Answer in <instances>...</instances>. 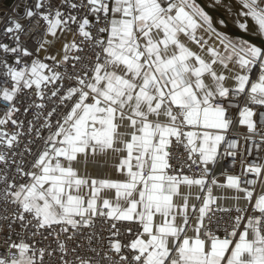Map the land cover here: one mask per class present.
I'll return each instance as SVG.
<instances>
[{"label":"snow or ice","instance_id":"snow-or-ice-1","mask_svg":"<svg viewBox=\"0 0 264 264\" xmlns=\"http://www.w3.org/2000/svg\"><path fill=\"white\" fill-rule=\"evenodd\" d=\"M226 4L35 0L8 18L0 264H264V0L234 17L259 46L220 30ZM224 145L243 159L221 182Z\"/></svg>","mask_w":264,"mask_h":264},{"label":"built area","instance_id":"built-area-1","mask_svg":"<svg viewBox=\"0 0 264 264\" xmlns=\"http://www.w3.org/2000/svg\"><path fill=\"white\" fill-rule=\"evenodd\" d=\"M35 0H14L13 3L7 4L6 2L2 1L0 3V41L5 43H11L10 40H7L3 36V29L5 27V24L10 17H15L18 14L23 15L24 13V5L25 4H32ZM35 25V21H32L30 24L27 25V27L31 28ZM23 99V97H22ZM0 114H2V110H0ZM243 133V128L241 129V134ZM227 145H224L221 148V157H219V164L217 166H213V173L215 177L220 180L221 182L225 181V174H241L242 166H241V160L243 157H237L234 161L232 157H228L226 155H223L224 148H226ZM241 152H243V145H241ZM255 155V153H254ZM247 162H251V160H248ZM198 171V170H197ZM214 188V192H215ZM214 194V193H213ZM222 207H227L225 205H221Z\"/></svg>","mask_w":264,"mask_h":264},{"label":"water","instance_id":"water-1","mask_svg":"<svg viewBox=\"0 0 264 264\" xmlns=\"http://www.w3.org/2000/svg\"><path fill=\"white\" fill-rule=\"evenodd\" d=\"M2 1H3V0H0V3H1ZM235 1H236V0H235ZM196 2H197L198 4H200L201 6H209V7H210V6L212 5V3H213V0H209V1H205V0H196ZM239 5H240V1L237 0V1H236V7H235V8H233V7L230 5L229 2L226 4V7L232 8L233 11L238 12V11H240V10L242 11V9L239 7ZM218 15H220L221 17H223V18H225V19L227 20V24H226V25H223V27H222V25L220 26V30H222V31H223L225 28L227 29V35L232 36V37H236V38H241V39H243V40L248 41L249 43H255V44H257V46H259L260 43L262 42V41H261V38L258 37L257 35H255V33H247V32L242 31V30H240V29H235V28L233 27V25L228 21L227 16H226V14H225V9H224V8H221V9L219 10Z\"/></svg>","mask_w":264,"mask_h":264},{"label":"crops","instance_id":"crops-1","mask_svg":"<svg viewBox=\"0 0 264 264\" xmlns=\"http://www.w3.org/2000/svg\"><path fill=\"white\" fill-rule=\"evenodd\" d=\"M236 1H235V3H236ZM238 1H240V0H238ZM229 37H231L232 39H234L236 41H241L242 40L240 38H236V37H232V36H229ZM57 50H58V46L56 48H53L50 52L45 53V55H55V54H57ZM236 194L237 193H235V191L232 190V189L216 188L215 192H214V195L219 197L220 205H225V206H229L228 202L232 201V197L235 196ZM232 204H235V201H232Z\"/></svg>","mask_w":264,"mask_h":264},{"label":"bare ground","instance_id":"bare-ground-1","mask_svg":"<svg viewBox=\"0 0 264 264\" xmlns=\"http://www.w3.org/2000/svg\"><path fill=\"white\" fill-rule=\"evenodd\" d=\"M205 1H207V0H205ZM209 1V0H208ZM222 2H223V0H222ZM230 3V5L233 7V8H235L236 7V3H235V0H227V3ZM235 5V6H234ZM241 11V10H240ZM236 11H231V13H228V14H226V16H227V19H228V21L233 25V27L235 28V29H239L236 25H235V23H234V17L236 16ZM222 27H223V25H222ZM243 31V30H242ZM246 32V31H245ZM247 33H254L253 31H247Z\"/></svg>","mask_w":264,"mask_h":264},{"label":"trees","instance_id":"trees-1","mask_svg":"<svg viewBox=\"0 0 264 264\" xmlns=\"http://www.w3.org/2000/svg\"><path fill=\"white\" fill-rule=\"evenodd\" d=\"M4 2H6L7 4H11L13 3L14 0H3ZM241 39V38H240ZM243 40V39H242Z\"/></svg>","mask_w":264,"mask_h":264},{"label":"rangeland","instance_id":"rangeland-1","mask_svg":"<svg viewBox=\"0 0 264 264\" xmlns=\"http://www.w3.org/2000/svg\"><path fill=\"white\" fill-rule=\"evenodd\" d=\"M56 48V47H55Z\"/></svg>","mask_w":264,"mask_h":264}]
</instances>
